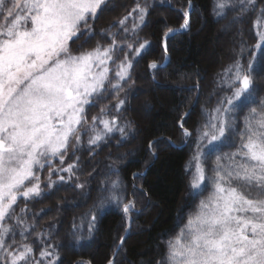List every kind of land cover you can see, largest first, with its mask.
<instances>
[{
    "label": "snow or ice",
    "instance_id": "snow-or-ice-1",
    "mask_svg": "<svg viewBox=\"0 0 264 264\" xmlns=\"http://www.w3.org/2000/svg\"><path fill=\"white\" fill-rule=\"evenodd\" d=\"M110 2L0 0V264H63L53 225L37 232L40 213L30 217L28 205L65 187L91 199V181L100 175L95 157L105 147L119 148L134 138L125 114L135 67L147 61L155 79L166 67L169 39L190 31L192 0L177 10L182 20L178 28L165 25V63L148 60L153 45L142 33L157 7L154 0H132L124 15L97 30L96 21L111 10ZM258 4L264 0H212V14L219 22L235 13L226 26L231 27L257 12ZM253 27L255 43L242 47L216 74L215 104L208 107L210 95L191 128L187 118L200 102L202 77L197 74L196 83L186 89L195 96L177 127L184 146L191 149L185 167L189 195H202L208 183L213 190L168 242L166 258L156 264H264V95L257 84L264 72V7ZM162 140L147 144L152 161ZM166 143L173 146L171 138ZM226 147L234 150L224 152ZM122 158L107 154L96 198L80 217L82 222L87 218L90 239L106 209L115 207L123 214L125 235L107 264H116L131 232L137 193L143 194L135 182L144 173L132 174L129 191L121 177ZM21 203L24 207L19 208ZM82 233L83 223L74 222L70 235L75 244L85 238Z\"/></svg>",
    "mask_w": 264,
    "mask_h": 264
},
{
    "label": "trees",
    "instance_id": "trees-1",
    "mask_svg": "<svg viewBox=\"0 0 264 264\" xmlns=\"http://www.w3.org/2000/svg\"><path fill=\"white\" fill-rule=\"evenodd\" d=\"M187 2L188 0L155 2L157 7L152 10L148 27L142 33V37L151 40L153 45V52L148 60L164 62L161 37L165 25L179 27L182 20L177 18V10L185 7ZM131 4L132 0H111L109 4L111 10L105 11L96 21L97 30L119 19ZM192 4L190 31L176 34L169 39L166 67L158 71L155 79L147 71V61H141L135 67L133 72L135 86L129 97L130 110L125 114L126 118L132 121L134 138H130L129 142L119 148L105 147L95 157L93 163L99 169L100 175L91 181V199L82 197L72 187H65L48 199L28 205L30 217L33 213H40L36 219L37 232L41 229L47 231L48 225H53V231L56 233L53 242L62 245L60 255L63 264H77L81 260H90L92 264H107L115 244L120 236L125 235L126 222L123 214L115 207L106 209L100 215L96 230L90 239L87 238V218L83 222L80 219L96 198L95 188L103 179L105 166L109 163L106 159L109 152L113 157H123L119 167L121 177L128 185L129 191L132 174L144 173L143 177L135 182L138 188L142 186L143 194L137 193L136 213L132 216L131 232L115 258L116 264L149 262L156 264L158 260L165 259L168 242L180 233L189 216L198 211L200 201L206 199L213 190L211 183H208L202 195L195 197L189 195L185 167L191 149L184 146L177 121L189 109L195 96L194 92L186 89L196 83L197 74L202 77L200 102L187 118L186 126L191 128L201 118L200 109L208 102L210 95L211 103L208 107L214 106L216 74L231 63L234 56H239L242 47L247 48L255 43L253 24L259 9L264 5L258 4L257 12L245 16L242 23L226 27L235 13L216 22L217 18L212 14V0H192ZM94 43L95 41L85 47H90ZM248 59L245 52V63ZM257 84L260 95H264V72L257 77ZM161 137L163 140L157 148V158L152 161L147 144L150 140H158ZM169 138L173 146L166 143ZM235 143H239L238 135L235 137ZM233 150L227 147L223 149L224 152ZM96 161L99 163H95ZM88 171H91V165L85 169L81 176L82 180L87 177ZM209 175L211 176V173ZM58 204L61 207L58 208ZM22 207L23 203L19 208ZM41 209L50 210L41 213ZM74 222L76 225L83 223L82 234L85 238L78 245L70 235Z\"/></svg>",
    "mask_w": 264,
    "mask_h": 264
},
{
    "label": "rangeland",
    "instance_id": "rangeland-1",
    "mask_svg": "<svg viewBox=\"0 0 264 264\" xmlns=\"http://www.w3.org/2000/svg\"><path fill=\"white\" fill-rule=\"evenodd\" d=\"M154 2H162V0H154ZM188 187H189V184H188Z\"/></svg>",
    "mask_w": 264,
    "mask_h": 264
},
{
    "label": "water",
    "instance_id": "water-1",
    "mask_svg": "<svg viewBox=\"0 0 264 264\" xmlns=\"http://www.w3.org/2000/svg\"><path fill=\"white\" fill-rule=\"evenodd\" d=\"M167 61H168V59H167ZM164 63H165V61H164Z\"/></svg>",
    "mask_w": 264,
    "mask_h": 264
}]
</instances>
